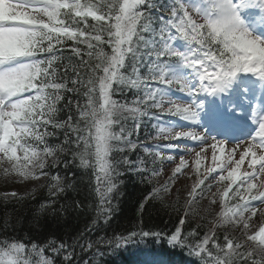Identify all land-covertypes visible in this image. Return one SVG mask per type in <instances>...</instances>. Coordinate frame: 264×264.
Listing matches in <instances>:
<instances>
[{"label":"snow or ice","instance_id":"1","mask_svg":"<svg viewBox=\"0 0 264 264\" xmlns=\"http://www.w3.org/2000/svg\"><path fill=\"white\" fill-rule=\"evenodd\" d=\"M0 177L44 178L59 225L5 212L0 264H264V0H0ZM126 181L152 187L116 231Z\"/></svg>","mask_w":264,"mask_h":264},{"label":"trees","instance_id":"2","mask_svg":"<svg viewBox=\"0 0 264 264\" xmlns=\"http://www.w3.org/2000/svg\"><path fill=\"white\" fill-rule=\"evenodd\" d=\"M129 98H131V93L127 94ZM119 99V97H117ZM145 130H141V135L143 136ZM36 182V181H35ZM46 181L42 178L40 181H37L34 185H29L23 189H17L15 185L11 183L5 184L2 177H0V191L4 190H20L23 191L25 189L31 190L32 187H37V192L35 195V199H28L23 204H16L14 201L5 205L2 201H0V220L3 219L4 213L8 212L13 215V219H19L20 225L19 227L27 232L28 228L32 227L39 234L50 233L56 234L59 228V225L53 223L52 217L47 216V214L36 213V208L38 207V202L42 201L47 197L46 188H39L38 185L41 183H45ZM152 185L140 184L138 182L126 181L125 185L121 186V191L123 192V196L120 197V211L113 217V220L110 222L112 227L116 229V231H121L122 229L129 228L130 226H134L137 223L138 215L137 209L139 208L140 202L143 200L144 196L151 190ZM79 198V197H77ZM169 197H165L163 202L161 201H151L149 204L145 205L143 213L140 214L139 218H142L145 226H158L163 227L165 222H169L168 226L171 227L170 217L172 216L171 212V199ZM115 202V201H114ZM63 203V200L61 201ZM95 204V201H93ZM169 206V207H166ZM92 216L95 215L94 210L91 212ZM35 217V219H34ZM90 217H81L76 218L71 221V224L74 226L82 225L85 219H89ZM61 224L64 223V220H61ZM68 229H61V231H66ZM24 233L22 232L21 235ZM41 239H44L43 235ZM152 245L149 244H141L140 248H149ZM159 247L158 245L156 246ZM132 253L136 252L135 248L130 250ZM125 256H128L130 260H135L140 258L136 255H130V252H125ZM142 259H150V257H141ZM176 261V264H181L183 260H186V257H183L182 254H177L173 257Z\"/></svg>","mask_w":264,"mask_h":264},{"label":"rangeland","instance_id":"3","mask_svg":"<svg viewBox=\"0 0 264 264\" xmlns=\"http://www.w3.org/2000/svg\"><path fill=\"white\" fill-rule=\"evenodd\" d=\"M208 157H209V161H210V158H211V150H209V153H208ZM206 163H207V161H206ZM244 167H246V165L244 166ZM243 170V169H242ZM167 178V173H165V176L164 177H162L161 178V182H163V179H166ZM183 179V178H182ZM37 183V181L35 182V181H32V182H25L24 184H22V185H15L16 186V188L18 189H23V188H25V187H28L29 185H34V184H36ZM168 199H170V198H168Z\"/></svg>","mask_w":264,"mask_h":264}]
</instances>
